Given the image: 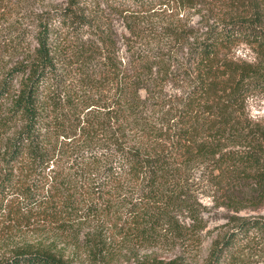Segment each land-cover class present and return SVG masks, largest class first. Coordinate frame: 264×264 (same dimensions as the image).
Here are the masks:
<instances>
[{
    "label": "trees",
    "instance_id": "16d2710c",
    "mask_svg": "<svg viewBox=\"0 0 264 264\" xmlns=\"http://www.w3.org/2000/svg\"><path fill=\"white\" fill-rule=\"evenodd\" d=\"M171 4L203 5L198 36L143 25ZM35 11L23 6L32 30L2 36L1 55L17 60L0 67V227L40 224L41 238L0 252V264H113L116 237L182 244L203 228L209 192L230 229L202 264H238L237 243L264 232V218L238 216L264 203V123L245 104L264 93V0H65ZM108 11L131 39L108 29ZM241 45L253 60L234 57Z\"/></svg>",
    "mask_w": 264,
    "mask_h": 264
},
{
    "label": "rangeland",
    "instance_id": "374dc122",
    "mask_svg": "<svg viewBox=\"0 0 264 264\" xmlns=\"http://www.w3.org/2000/svg\"><path fill=\"white\" fill-rule=\"evenodd\" d=\"M65 0H0V67L3 65L13 64L17 60L16 55L8 53L2 54L3 39L2 36L9 30H16L22 27H27L32 30L33 24L23 18V6L29 4L35 12L46 10L50 6H60ZM91 1V0H88ZM95 2V1H93ZM215 3L216 0H211ZM92 7V6H91ZM183 7V8H180ZM201 7L195 9L187 6H181V4L171 7L161 8L155 12L151 17L146 16L143 24L154 25L156 27L169 25H176L185 29H192L195 35L198 36L202 30L200 24L204 11L201 12ZM109 17L106 16V25L108 29H111L123 41L126 38H132L130 31L125 28L123 19L120 16L112 14L111 11L107 12ZM142 24L140 26H142ZM28 25V26H27ZM107 27V26H106ZM158 39V38H157ZM146 42H149L148 47H153L156 44L155 37L153 39L147 38ZM124 56L127 54L122 50ZM235 58L243 59L247 61L253 60V53L247 47L241 45L233 53ZM246 113L253 121H259L264 123V93L253 92L246 97ZM213 193L209 192L205 196H199V200L203 206V228L198 232L191 235V238H187L188 241L175 242L173 244H164L160 241H154L152 245L150 243H127L124 244L120 240V237H116L118 248L117 258L113 264H136L145 260V257L156 259L159 262H168L169 260L182 257L189 264H202L206 258L211 242L215 238L221 237L225 232L230 229L227 226V213L223 207H216L215 199L212 197ZM215 195V194H214ZM220 202V201H219ZM117 216V215H116ZM238 216L241 217H259L264 218V203L259 210L250 211L244 209ZM114 221L104 224V228L107 229L108 235H110L111 227ZM46 229L49 227L44 225ZM40 224H20V223H8L5 227H0V252H9L12 246L21 244L25 241L34 243L41 238ZM112 233V232H111ZM188 237V236H187ZM113 239V236H112ZM122 245H121V244ZM236 256L238 258V264H264V232L252 231L248 234L247 239L236 245ZM75 263L88 264L84 255L77 256Z\"/></svg>",
    "mask_w": 264,
    "mask_h": 264
}]
</instances>
